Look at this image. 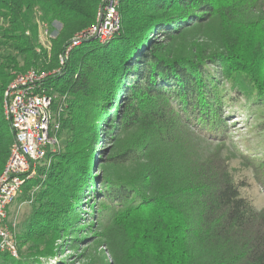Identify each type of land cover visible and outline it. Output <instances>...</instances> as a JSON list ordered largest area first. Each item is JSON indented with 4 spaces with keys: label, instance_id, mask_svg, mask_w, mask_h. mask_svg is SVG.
Instances as JSON below:
<instances>
[{
    "label": "trees",
    "instance_id": "trees-1",
    "mask_svg": "<svg viewBox=\"0 0 264 264\" xmlns=\"http://www.w3.org/2000/svg\"><path fill=\"white\" fill-rule=\"evenodd\" d=\"M102 1L0 0V15L8 20L0 26L3 43L23 57L20 63L0 55V174L14 142L4 115L11 71L57 66L58 54L96 21ZM36 6L62 25L50 59L36 50ZM119 10L122 25L112 41L74 45L62 70L43 80L57 94V136L68 131L69 137L23 187L37 207L19 237L36 242L37 251L32 259L0 255L16 264L54 256L57 242L77 230L85 189L98 180L105 189L93 190L110 203L97 216L112 219L98 233L113 264H264V208L242 196L246 182L234 179L223 153L235 103L218 76L248 101H264V0H121ZM202 29L222 42L221 50L207 52L197 40L190 48L178 44L189 30ZM112 102L115 115L108 112ZM103 126L106 133L117 130L122 143L108 162L137 164L114 181L92 178ZM128 132L134 142L124 146L128 137L121 136ZM215 141L214 149L203 146ZM246 159L264 188V157Z\"/></svg>",
    "mask_w": 264,
    "mask_h": 264
},
{
    "label": "rangeland",
    "instance_id": "rangeland-1",
    "mask_svg": "<svg viewBox=\"0 0 264 264\" xmlns=\"http://www.w3.org/2000/svg\"><path fill=\"white\" fill-rule=\"evenodd\" d=\"M116 1H118V7H120L121 0ZM99 9L100 6L97 10V13ZM32 23L38 28L36 47L37 52H41L42 50H44L48 53L49 59L51 57H54V53L52 50L53 41L55 38L61 35V23L58 21H52L47 18L43 10L39 6H36L34 8ZM0 26H8V20L1 15ZM211 35L212 34L210 33V31H206L205 29L198 30V32L189 30L185 35L179 38L178 44H182L183 46L190 48V44L192 43V41L197 40L205 44L207 52H212V50L214 49L221 50L222 42L218 40L217 42L213 41ZM5 40V37L2 35V33H0V55H13L17 58L18 61H20V63H23V57L16 53L9 42L3 43L5 42ZM61 53H59L57 56L58 61ZM59 66H61L60 62H58V65L54 68L46 66L44 67V69H42V71L51 72L52 75L54 74V70L59 68ZM63 66H65V64ZM213 68H216L217 71H220L221 69L220 65H215L213 66ZM27 70L17 71L13 69L11 73L14 77L12 78L11 82L19 73L26 72ZM49 76L50 75H48L47 77ZM218 76L221 78V82H224V85L226 86L228 92L233 95L232 102L235 103V113L232 114L230 120L231 131L228 132V136L224 141L225 143L223 146V153L229 161L230 172L233 175L234 179L236 181L243 180L246 182V185L241 188L242 196L246 197L256 209L260 210L264 208V188L255 179L254 171L252 167L248 165L246 158H250L253 156L264 157V101H248L245 95H242L241 93H238L237 90L231 88L229 80L225 75H223L221 72H218ZM115 98L116 97L113 98V101L115 100ZM113 104L114 102H112L108 107V112H111L112 115H115L114 111L112 110V108L114 107ZM100 130L101 132L99 133V138L94 142L95 160L92 167V178L100 176L101 179H104L105 176H107L109 179H112L114 181L118 177L124 178L129 172H135V168L137 166L136 163L119 166L113 165L111 162H108L109 157L112 154L121 150L122 143H119L120 140L117 141V130L106 133L105 130L107 129L105 128V126L101 127ZM68 137V131L63 132V134L58 137V144L56 146L57 150L61 148L63 149L65 147ZM123 137H128L124 146L132 145V143L134 142L132 133H124L121 138ZM203 143V146L207 150H210L216 148L219 142L215 141L214 143ZM50 163L51 158L49 159V161L44 163V165L48 166L50 165ZM93 185L97 186V189L101 191V194L103 192L102 190L105 189V187L101 185L98 180L94 183H90V188L85 189L84 200L78 207L80 219L76 223L75 228H77V230L73 229V231H71L70 235L67 236L66 239L59 240L57 243L60 244V246L55 249V255L48 258L44 257L43 263L40 264H113L112 255L110 254L108 246L106 245L105 238L98 233L103 228L109 227L111 225L112 219L109 218L108 214L105 218H100V216H97V212L103 205V203L109 204L110 201L103 195H98V190H93ZM113 206L110 209L112 210V212L117 209ZM36 207L37 205L27 200L24 192L21 193L9 206L7 223L15 230L17 234V240L19 243V258L32 259L34 253L37 251L36 242L32 240H26L24 237H19L23 235V233L27 230V226L33 218ZM92 209L95 212L92 213ZM43 246L44 245L41 244V249ZM0 264L16 263L13 260L0 255Z\"/></svg>",
    "mask_w": 264,
    "mask_h": 264
},
{
    "label": "built area",
    "instance_id": "built-area-1",
    "mask_svg": "<svg viewBox=\"0 0 264 264\" xmlns=\"http://www.w3.org/2000/svg\"><path fill=\"white\" fill-rule=\"evenodd\" d=\"M120 29L118 1L103 0L96 21L79 32L60 54L61 66L54 73L62 70L74 45L91 38L109 43ZM48 75L51 72L31 68L19 73L5 90L4 113L14 142L0 174V254L18 257L17 234L7 223L9 206L23 193L26 181L37 175L38 166L49 161V153L57 150L60 111L53 109L56 95L43 86Z\"/></svg>",
    "mask_w": 264,
    "mask_h": 264
},
{
    "label": "water",
    "instance_id": "water-1",
    "mask_svg": "<svg viewBox=\"0 0 264 264\" xmlns=\"http://www.w3.org/2000/svg\"><path fill=\"white\" fill-rule=\"evenodd\" d=\"M95 38H91V40H94Z\"/></svg>",
    "mask_w": 264,
    "mask_h": 264
}]
</instances>
